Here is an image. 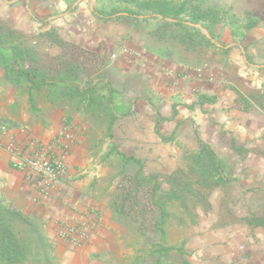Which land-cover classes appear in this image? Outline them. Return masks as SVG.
<instances>
[{
	"label": "rangeland",
	"instance_id": "1",
	"mask_svg": "<svg viewBox=\"0 0 264 264\" xmlns=\"http://www.w3.org/2000/svg\"><path fill=\"white\" fill-rule=\"evenodd\" d=\"M136 1L0 0V30L5 32L1 36L4 42L0 50L6 43L8 46L2 51L9 59L15 52L20 67L30 68L47 80L33 88L36 108L32 109L26 89L29 83L24 79L15 83L14 77L5 76L0 62V99L12 95L17 105L26 103L33 113L48 105L49 113L54 115L73 117L76 114L82 124L95 131L100 145L109 143L101 157L98 156L102 164L101 181L95 189L105 195L102 201L111 210L115 196L120 193L121 178L138 168L145 176L154 174L161 191L169 186L175 188L171 185L173 179H189L203 202L194 203L190 214L186 212L188 215L183 216V222L178 216L180 209L168 206L171 214L165 224L164 244L182 247L183 257L191 264H264V226L254 223L256 219H264V55L248 56L254 65L241 66V52L235 54L231 61L236 62L228 66V72L207 71L202 75V81L209 87L207 92L194 90L192 98L177 102L173 99L176 91L171 90L183 86L186 81H198L200 77L194 78L196 73L177 75L175 64H171L173 55L166 50L141 57L132 35L109 39L108 33L117 31L115 26L123 23L115 22L113 15L119 11H137ZM188 1L183 19H188V12L200 16L199 11H191L198 1L202 7L211 2ZM252 1L254 10L264 13V0ZM133 7L134 10H129ZM135 13L141 15L143 12ZM247 13L259 22L260 15L246 12L236 19L244 30L248 29ZM227 18L231 17L220 10L213 14L208 19L212 31L219 35L218 30L223 28ZM128 21L127 25L133 29L142 25L134 18L128 17ZM188 34L190 32L183 25L163 21L159 24L161 44L165 46L173 38L187 40ZM200 40L196 34L195 41ZM218 41L223 45L227 42L221 38ZM207 54L212 58L216 52ZM59 77L76 80L78 88H53L51 83ZM142 81L153 82L160 89L155 100L149 94L143 95L145 102L147 99L149 102L141 107L135 99L128 109L118 111L110 109L106 101L96 99L100 93L98 85L121 91H125L126 86L127 91L135 92L141 91ZM220 91V104L211 107L215 115H199L202 105L213 103L217 99L215 93ZM225 91H230L229 97ZM88 94L92 98L85 106L82 95ZM207 112L211 113L210 109ZM203 144L220 160L225 181L214 184L210 180L207 186L196 181L191 167L206 162L199 156ZM124 156H132L139 162L124 160ZM141 192L139 196H143ZM49 201L38 199L37 203L47 206ZM19 203L25 206L22 200ZM36 210L37 214L33 215L19 211L29 224L16 217L13 220L15 229L30 247L24 264H46L45 260L37 258L40 253L30 246L42 245L44 240L38 231L39 211ZM135 214L139 215L135 221L125 215L117 220L112 214L111 218L122 232L116 235L113 249L105 253L107 258L101 264H182L177 251L164 254L161 262H156L160 242L155 220L159 218V209L154 207L148 212V220L143 224H140L141 207ZM50 227L53 239H57L55 220Z\"/></svg>",
	"mask_w": 264,
	"mask_h": 264
},
{
	"label": "crops",
	"instance_id": "2",
	"mask_svg": "<svg viewBox=\"0 0 264 264\" xmlns=\"http://www.w3.org/2000/svg\"><path fill=\"white\" fill-rule=\"evenodd\" d=\"M199 8L201 20L197 23L187 22L189 26H192L191 28L183 25L190 32L188 39L180 41L173 38L166 46L161 44L163 42L159 36V24L162 21L159 17L147 16L143 19L142 14H137L138 16L135 17V14L129 16L128 12L119 11L120 16H113V20L123 23L115 26L117 31L108 33L109 39L134 36L136 51L141 57L152 56L161 50L171 53L173 55L171 64H175L174 71L177 75H180V72L184 76L187 75L186 72L196 73L194 78L200 77L198 81L196 79L193 82L186 81L187 83L185 82L183 86L178 85L175 87L176 90H171L176 91L173 99H177V102L192 98L194 90L207 92L209 87L202 81V75H205L207 71L225 70L228 72V66L236 62L231 61L235 54L241 52V66L254 65L252 61H249L248 56L264 55V22H262L264 13L259 14V11L254 10L256 7L252 0H211L203 7L199 5ZM134 9V7L129 8V10ZM205 9H213V11L202 15ZM218 10L231 17L225 20L226 23L224 22L222 29L219 28V35L212 30L209 32V25L208 29L205 26L210 23L208 17L204 20L210 14L211 16L216 15ZM246 12L260 16L259 22L257 21L254 26L244 30L239 27L236 19ZM128 17L137 19L142 25L137 29L131 28L127 25ZM196 34L197 38L201 39L200 41H195ZM220 38L227 41L225 45L218 41ZM207 44L213 45L214 48L208 49ZM207 52H216L215 57L209 58ZM213 84L221 86L220 83ZM139 88L141 91L134 92L132 89L127 91L126 86L125 91L106 85L97 87L105 95L108 89L110 90L111 106L113 110L118 111L128 109L130 102L133 105L135 99L140 107L149 102L148 99L145 102L143 95L149 94L152 100H155L160 86L153 82L142 81ZM229 92L225 91L229 94L228 97ZM215 94L217 99H214L213 103L205 102L201 108L205 114H202L200 110L199 115H215L211 107L216 103L220 104L222 92ZM208 109L211 113L207 112ZM49 111L50 107L46 105V108L39 110L38 113H33L26 103L17 105L16 97L12 95L0 99V141L2 142L9 138L25 136L33 137L43 143L48 142L54 138L65 121L79 122L83 127L82 133L71 146L66 174L49 186H46L47 184L40 176L27 174L17 169L11 161L10 153L0 149V200L7 201L13 208L22 210L28 215L37 214L36 209L38 208L40 228L38 231L40 230V235L44 240L42 245L37 243L31 247H34L35 252L40 253V256H37L40 261L45 260L46 264H101V261L107 258L105 253H110L113 249L116 235L122 232L111 218L112 210L105 207V202L102 201L105 195L99 194L95 189L101 181L102 164L98 156L101 157L104 147L109 143L100 145L101 141L95 136V131L84 123L82 124L78 117L76 118V114L73 117H67L66 115H54ZM38 199H41V202L50 200L49 205L41 206L37 203ZM20 200L25 203V206L19 203ZM53 220L58 225L57 229L70 224L88 223L91 235L86 242L78 245L67 244L58 237L53 239V230L50 227Z\"/></svg>",
	"mask_w": 264,
	"mask_h": 264
},
{
	"label": "trees",
	"instance_id": "3",
	"mask_svg": "<svg viewBox=\"0 0 264 264\" xmlns=\"http://www.w3.org/2000/svg\"><path fill=\"white\" fill-rule=\"evenodd\" d=\"M188 0H138L135 2V7L137 11L143 12L142 17L145 19L147 16L150 17H159L164 23L174 25H187L191 28L187 22L197 23L201 20L200 16L194 15L192 12H188V19H183L182 15L185 12L188 6ZM199 5L196 3L192 10L199 11ZM137 11L128 12L129 16L135 14L137 17ZM213 9H205L202 11L203 14L211 13ZM201 15V14H200ZM118 16V14L113 15ZM110 17V15H109ZM211 17L206 16L205 19ZM247 28L252 27L256 24L255 19H251L247 13ZM209 32L212 30L210 27L212 23L205 24ZM5 32L3 29L0 30V44L4 42L3 34ZM212 34V31H211ZM2 36V37H1ZM209 42V40H208ZM3 46V45H2ZM4 45L3 48H7ZM13 48V46L11 47ZM0 50V62L4 68L5 76L14 77V82L24 79L29 84L26 87L28 100L32 109L36 108L34 101L33 88L38 84H45L47 80L41 77L40 75L34 74L33 70L30 68L20 67L18 56L15 52L11 55V59L7 57L5 52ZM53 88L58 86H63L66 90L77 89L78 85L76 80L65 79L64 77H59L51 83ZM88 92V90H85ZM83 94V93H82ZM92 98L89 94L82 95V100L84 105L87 106ZM97 100L106 101L111 106V93L108 89L107 94L99 93ZM111 115H114L111 113ZM167 138V137H166ZM199 156L205 158L206 162L199 167H191V172L197 176L196 180L200 184L208 185L207 181H212L214 184H217L220 181H225V176L222 174V165L220 160L216 157L213 150L207 145H201ZM124 160L133 159L135 162H139L138 159L132 156H124ZM189 179L186 180H175L173 179L171 185H175V188L169 186L167 189L161 191V184L157 177L154 174L145 176L141 174V169L138 168L134 173L125 174L120 180V193L115 196L112 202V214L113 218L117 219L123 215L129 216L134 221L138 219V214H135V210L141 207L142 214L140 219V224L146 223L148 220L147 213L153 210L154 207L159 209V218L155 220V227L158 231V241L157 244V261L161 262L162 257L167 255L170 251H177L181 256L182 264H191L188 259L183 257L185 255L182 247L180 246H168L164 243L166 242V230L165 224L167 223L170 212L168 211V206L175 208L176 210L180 209L181 213L179 219L183 222L184 215L190 214V208L194 206V203L197 201L203 202L199 193H196V188L192 186V183H189ZM144 193H142V192ZM264 191V190H263ZM140 192L143 196H139ZM159 192L160 194L158 195ZM188 212V214H186ZM16 218L21 219L24 223L29 224L24 216L19 212V210L13 208L5 200H0V264H24L29 256L30 247L28 243L21 238L20 232L17 231L14 227L13 220ZM250 219L249 221H253ZM254 223L264 226V219H256ZM31 246V245H30ZM155 246V245H154Z\"/></svg>",
	"mask_w": 264,
	"mask_h": 264
},
{
	"label": "built area",
	"instance_id": "4",
	"mask_svg": "<svg viewBox=\"0 0 264 264\" xmlns=\"http://www.w3.org/2000/svg\"><path fill=\"white\" fill-rule=\"evenodd\" d=\"M82 131L79 123L65 121L48 142L43 143L30 136L9 138L0 141V149L10 153L17 169L38 175L45 183H52L66 174L71 146ZM90 231L88 223L70 224L59 227L57 237L66 243L78 245L88 240Z\"/></svg>",
	"mask_w": 264,
	"mask_h": 264
}]
</instances>
